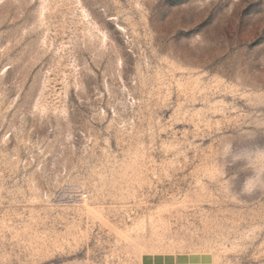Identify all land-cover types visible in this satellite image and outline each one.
<instances>
[{"label": "rangeland", "instance_id": "obj_1", "mask_svg": "<svg viewBox=\"0 0 264 264\" xmlns=\"http://www.w3.org/2000/svg\"><path fill=\"white\" fill-rule=\"evenodd\" d=\"M0 264H264V0H0Z\"/></svg>", "mask_w": 264, "mask_h": 264}, {"label": "clouds", "instance_id": "obj_2", "mask_svg": "<svg viewBox=\"0 0 264 264\" xmlns=\"http://www.w3.org/2000/svg\"><path fill=\"white\" fill-rule=\"evenodd\" d=\"M243 192H244V193H247V194H250L249 190L247 189V185L244 186V188H243Z\"/></svg>", "mask_w": 264, "mask_h": 264}]
</instances>
